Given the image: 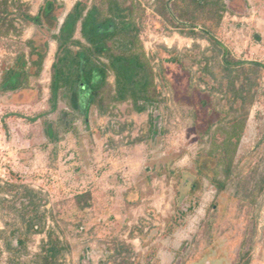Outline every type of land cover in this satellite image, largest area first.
Wrapping results in <instances>:
<instances>
[{"label": "rangeland", "instance_id": "obj_1", "mask_svg": "<svg viewBox=\"0 0 264 264\" xmlns=\"http://www.w3.org/2000/svg\"><path fill=\"white\" fill-rule=\"evenodd\" d=\"M20 1L36 16L46 0ZM56 1L58 29L23 22L15 10L16 31L0 35V264H30L48 231L71 247L67 264H264V0H233L210 36L203 23L215 20L193 23L182 0H119L133 7L161 93L163 133L154 141L149 113L129 103L112 116L62 99L53 110L52 35L80 0ZM76 38L85 42L80 28ZM34 40L50 41L41 76L3 92L5 72L21 54L30 60ZM226 60L259 69L248 72L245 105L229 93ZM238 120L246 122L228 179L208 153ZM216 173L223 191L210 180ZM30 217L45 230L13 255L6 243L16 246L13 233Z\"/></svg>", "mask_w": 264, "mask_h": 264}, {"label": "trees", "instance_id": "obj_2", "mask_svg": "<svg viewBox=\"0 0 264 264\" xmlns=\"http://www.w3.org/2000/svg\"><path fill=\"white\" fill-rule=\"evenodd\" d=\"M182 2L189 5L187 9H190L189 18L193 23L199 24L201 19L205 20L207 17L215 20L214 24L211 19L209 23H203L204 32L210 36L215 34L214 30L229 11L233 0ZM58 5L56 0H46L39 13L33 16L28 11H23L25 5L20 0H0V27L5 29L0 31V35L16 31L12 18L15 10L17 18L23 22L50 32L58 29ZM132 8L124 6L119 0H102L101 5L92 6L82 0L75 4L59 32L52 35V41L56 42L58 47L52 66L50 102L54 111L62 99L75 111L89 112L94 108L100 116H112L118 105L129 103L136 113H149V138L154 141L163 133L160 128L162 99L161 93L157 91L154 68L147 58L140 41V31L133 20ZM79 28L85 42L76 38ZM27 44L31 47L30 60H27L25 54H21L14 65L5 72L1 86L3 92L25 90L31 77L41 76L50 41L34 40ZM225 64L230 76L229 93L233 95L234 103L245 105L253 96L248 72L251 70L256 73L259 69L251 66L234 70L230 68L234 64L230 60H226ZM242 75L246 77L240 82ZM111 76L115 78L114 88L109 83ZM245 122L235 121L232 131L225 132L227 137L224 141L214 144L215 148L208 153L219 166L224 167L228 179L233 175L234 158L242 139ZM47 135L51 137V141L58 142L52 127L47 129ZM216 175L217 173L210 180L215 187L223 191L226 183L219 181ZM29 207L30 205L24 206V211ZM40 220L35 221L30 217L25 222V232L13 233V236H16V246L13 241L6 243L13 255H24L31 236L45 230V221ZM47 234L48 240L43 242L40 253L30 264H67L66 256L71 252V247L61 241L54 231H48Z\"/></svg>", "mask_w": 264, "mask_h": 264}]
</instances>
